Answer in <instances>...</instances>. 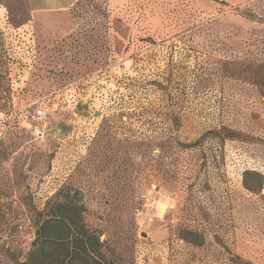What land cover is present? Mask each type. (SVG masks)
Returning a JSON list of instances; mask_svg holds the SVG:
<instances>
[{
	"label": "rangeland",
	"instance_id": "374dc122",
	"mask_svg": "<svg viewBox=\"0 0 264 264\" xmlns=\"http://www.w3.org/2000/svg\"><path fill=\"white\" fill-rule=\"evenodd\" d=\"M68 197L115 263L264 264V0H0V264Z\"/></svg>",
	"mask_w": 264,
	"mask_h": 264
},
{
	"label": "trees",
	"instance_id": "16d2710c",
	"mask_svg": "<svg viewBox=\"0 0 264 264\" xmlns=\"http://www.w3.org/2000/svg\"><path fill=\"white\" fill-rule=\"evenodd\" d=\"M210 138H232L235 130L229 127L212 128ZM205 140L200 138L193 143H183L182 147L204 148ZM258 177L261 174L252 172ZM251 174V172H250ZM261 177L257 181L249 180L246 187L250 190L259 188ZM86 208L81 198H64L60 201L50 200L43 216L36 220L35 239L28 259L18 264H124L115 263L107 257L105 241L98 229L88 225ZM180 235L191 242L199 237L198 230L181 228ZM196 238V239H194Z\"/></svg>",
	"mask_w": 264,
	"mask_h": 264
},
{
	"label": "built area",
	"instance_id": "2783aa9c",
	"mask_svg": "<svg viewBox=\"0 0 264 264\" xmlns=\"http://www.w3.org/2000/svg\"><path fill=\"white\" fill-rule=\"evenodd\" d=\"M35 116H36L37 119L40 120V119H42L43 116H45V112H44L43 110H41V109H38V110L36 111Z\"/></svg>",
	"mask_w": 264,
	"mask_h": 264
}]
</instances>
